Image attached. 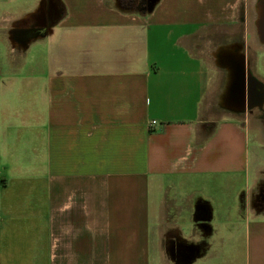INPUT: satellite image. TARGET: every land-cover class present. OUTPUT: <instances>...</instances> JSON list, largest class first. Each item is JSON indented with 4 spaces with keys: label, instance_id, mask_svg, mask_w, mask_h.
<instances>
[{
    "label": "crops",
    "instance_id": "obj_1",
    "mask_svg": "<svg viewBox=\"0 0 264 264\" xmlns=\"http://www.w3.org/2000/svg\"><path fill=\"white\" fill-rule=\"evenodd\" d=\"M242 54L264 0H0V264H264Z\"/></svg>",
    "mask_w": 264,
    "mask_h": 264
},
{
    "label": "water",
    "instance_id": "obj_2",
    "mask_svg": "<svg viewBox=\"0 0 264 264\" xmlns=\"http://www.w3.org/2000/svg\"><path fill=\"white\" fill-rule=\"evenodd\" d=\"M249 65L243 54L226 64L228 81L222 99L224 107L237 114L255 108L263 110L264 107V83L253 74Z\"/></svg>",
    "mask_w": 264,
    "mask_h": 264
},
{
    "label": "rangeland",
    "instance_id": "obj_3",
    "mask_svg": "<svg viewBox=\"0 0 264 264\" xmlns=\"http://www.w3.org/2000/svg\"><path fill=\"white\" fill-rule=\"evenodd\" d=\"M263 112H264L263 110H262V111H258V109H255V110L253 111L252 114H253L254 116H258V115H259V116H263V117H264V113H263ZM246 114H249V111L246 112L245 115H246Z\"/></svg>",
    "mask_w": 264,
    "mask_h": 264
},
{
    "label": "built area",
    "instance_id": "obj_4",
    "mask_svg": "<svg viewBox=\"0 0 264 264\" xmlns=\"http://www.w3.org/2000/svg\"><path fill=\"white\" fill-rule=\"evenodd\" d=\"M156 124H157V121L153 120V121L150 122L149 127L152 128Z\"/></svg>",
    "mask_w": 264,
    "mask_h": 264
},
{
    "label": "flooded vegetation",
    "instance_id": "obj_5",
    "mask_svg": "<svg viewBox=\"0 0 264 264\" xmlns=\"http://www.w3.org/2000/svg\"><path fill=\"white\" fill-rule=\"evenodd\" d=\"M249 64H250L249 65L250 69L253 71V69H252V66L253 65H252V62H251V58H249ZM249 113L252 114L253 113V110L252 111H249Z\"/></svg>",
    "mask_w": 264,
    "mask_h": 264
}]
</instances>
